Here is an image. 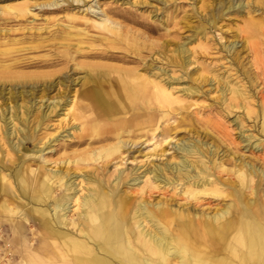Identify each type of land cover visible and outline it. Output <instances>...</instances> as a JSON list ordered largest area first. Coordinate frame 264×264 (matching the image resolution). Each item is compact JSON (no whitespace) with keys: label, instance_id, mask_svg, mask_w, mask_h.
Instances as JSON below:
<instances>
[{"label":"bare ground","instance_id":"obj_1","mask_svg":"<svg viewBox=\"0 0 264 264\" xmlns=\"http://www.w3.org/2000/svg\"><path fill=\"white\" fill-rule=\"evenodd\" d=\"M234 5L229 3L228 9H234ZM250 5L249 1L237 3L238 8H248ZM94 24L106 32L102 40L109 41V34L128 40L122 34L120 23L105 13ZM259 34L264 35V22L252 21L240 30L238 41L227 44L226 50L231 53L230 59H238L240 52L235 51V48L232 52L233 46L238 42L244 43L242 49L247 47L254 57L255 68L264 76V48L252 41ZM137 40H140L139 37H134L133 45L141 46ZM95 41L91 39L86 47L83 46V40L75 44L67 43L65 55L69 59L60 58L62 62L72 61L75 62L74 66L88 69L84 70L80 85V88L87 89L84 92L80 88L76 89L60 107L62 112H57L61 117L60 122L69 121L68 129L65 130L68 132L63 138L70 137L72 130L77 134L74 146L85 145L87 149L79 154L74 152L72 159L66 158L59 163L75 165L88 160L96 162L97 166L102 164L107 167L109 160L120 159L114 165L116 175L108 180L106 187L104 181L89 173L79 174L58 167L47 168L46 164L36 168L28 165L21 173L13 171L12 178L16 177V186L7 173L0 171V231L2 221L6 220L12 234L10 243L15 247L12 251V246L7 245L6 263L12 264L13 258H18L16 264H264V170L257 169L243 155L236 156V152L230 151L220 157V148L207 130L203 138L197 131L195 138L194 135H185L173 141L183 120L180 118L177 122L174 113L179 110L189 111L195 105L190 99L200 92L199 86L188 83L186 87L178 88L175 86L177 82L166 81L163 74L166 71H161L163 68L151 71L145 66L143 72L138 68L112 66V71H104L101 64L77 63L78 56L112 59L122 62V65L141 63L135 57L127 60L126 56L115 53L104 57V52L93 46ZM111 44L116 46L115 42ZM143 45H146L145 42ZM148 47L152 48L153 44ZM140 50L141 47L135 48L134 54L140 55ZM173 52L175 55L167 58L168 63L183 73L181 77L189 79L186 70L195 62V52L187 47V43L177 45ZM3 68L8 69L7 66ZM176 72L174 70L171 77L179 81ZM216 79L217 76H214L211 81L217 84L223 103L230 100L232 108L236 104L248 111H256L252 109L255 105L251 95L241 85L229 81L221 83V79ZM136 89L139 103L133 107L123 106ZM0 94L4 97L3 91ZM27 96V93L21 92L17 97L10 92V97L6 98L8 107L0 113V121L4 122L7 130L5 136L12 140V149L20 154L21 161L39 157L47 149L51 150L49 141L52 138L57 140L60 132L57 131V136L49 138V144L45 142L41 147L35 145L32 149L26 147L28 130L21 127L13 129V122L15 119L27 122L33 112L37 101H33L34 97L26 99ZM258 98L256 106L264 119V93H260ZM43 99L44 96H41L39 110L43 106ZM59 103L53 101L46 105L47 110L41 109L40 115L33 120V131ZM240 133L242 141L250 139L243 128ZM232 143L235 144L234 141ZM145 144L144 149L147 151L143 153L140 147ZM71 145L63 144L61 148L64 153H67ZM136 145L140 147L132 150V146ZM247 146L255 152L261 145L259 142H248ZM135 151L146 160L144 164L134 165L127 177L129 180H126L129 191L121 192L123 163L131 156V161H136ZM168 154L170 160L157 161L158 157ZM227 159L234 160L229 169L224 165ZM48 162L46 158L43 159V163ZM141 168L143 170L138 172ZM228 170L236 174L240 185H236L235 181L221 179L220 173L229 175ZM221 186L231 187L232 196L236 199L214 212L200 209L210 204V198H219L225 194ZM237 187L243 193L239 194ZM53 189L61 191L50 202L48 200ZM165 190L171 191L173 195L185 196L190 202L175 206L172 204V196L155 201L141 197L146 193L151 196L155 191ZM244 190L249 191L250 197ZM75 213L78 215L77 220L73 219ZM9 214L15 218L12 220L6 217ZM69 215L73 220L71 224L68 222ZM32 222L38 228H31V236L27 229Z\"/></svg>","mask_w":264,"mask_h":264},{"label":"rangeland","instance_id":"obj_2","mask_svg":"<svg viewBox=\"0 0 264 264\" xmlns=\"http://www.w3.org/2000/svg\"><path fill=\"white\" fill-rule=\"evenodd\" d=\"M240 1L243 4L249 1L251 5L248 8L247 6L238 8L237 3ZM54 2L58 4L50 5ZM229 3L235 4L234 9H228ZM0 4L3 5L0 7V65H2L0 66V93L3 91L4 94V97L0 96V113L8 107L6 98L10 97V92L17 97L21 92L27 93L26 99L34 97L33 101H37V104L34 105L35 108L33 107V112L30 113L27 122L15 119L14 126L11 125V127L13 126V129L21 127L25 131L28 130L26 132L29 135L26 141L28 149H32L35 145L41 147L45 142L46 144L50 142L52 145L51 150L48 151L47 149L41 156L21 161L20 154L12 149V140L7 135L5 136L7 130H5L4 122L0 121V171L7 173L14 185L17 186L16 177L15 179L12 178L14 172L25 170L28 165L36 168L39 167L38 165L44 166L46 164L47 168L58 167L79 174L89 173L96 179L104 181L106 187L116 175L117 169L114 165L120 162V159L111 162L109 160L107 167L102 164L97 166L96 162L88 160H83L75 165L59 163L66 158L72 159L74 152L79 154L87 149L85 145L74 146L77 142V134L72 130L69 131L72 134L70 137L63 138V135L68 132L65 130L68 129L69 121L62 120L60 122L61 117L57 115V112H62L60 107L76 89L80 88L85 75L84 70L88 69L87 67L78 68L74 66L75 62L72 61L62 62L60 58L69 59L68 55H65L67 43L75 44L78 40H83L85 41L83 46L86 47L89 45L87 42L91 39L97 40L93 42V46L99 51L102 50L104 57H108L110 53H115L119 56H126L125 59L127 60L135 57L136 60L140 59L141 63H124L125 65H122V62L116 60L93 56H78L77 63L101 64V69L104 71H112L114 68L112 66L138 68L140 71H143L145 66L151 71L163 68L161 71L162 73L164 70L166 71L163 73L166 81L177 82L176 87H186L188 83L199 86L200 92L192 100L190 99L195 105L189 111L179 110V112L174 113L177 122L180 118L183 120L174 134L175 139L173 141L185 135H194L195 138L197 131L203 138L204 135L206 136L207 130L209 136L214 138L220 148V157L230 151L236 152V156L243 155L257 169L264 170V129H262L264 128V119L258 111V105L256 106L259 101V94L264 93V76L261 75L260 70L255 68L254 57L247 47L242 49L244 43L238 42L233 46L232 52L234 48L235 51L240 52L238 59H230L231 53L226 50L227 44L229 45L234 40L238 41L241 29L246 28L252 21L264 22V0H0ZM6 5L9 7L7 8ZM104 13L112 20L120 23L122 34L128 37V40L124 37L116 38L112 34H109L111 38L109 41L102 40V35L106 32L96 27L94 22L99 21ZM136 36L139 37L140 40L137 42L142 44L141 46L133 45V39ZM142 41L146 45H143ZM252 41L258 42L264 48V35L259 34ZM111 42H115L116 46H112ZM151 43L153 47L149 48L148 45ZM183 43H187V47L195 52V62L186 70L189 79L184 78V76L182 78L181 74L183 73L177 67L171 66L167 59L173 57L175 47ZM138 47H141V53L136 56L134 54L135 48ZM85 53L90 54L89 52ZM154 53L156 54L153 56ZM3 66H7L8 69H4ZM174 70H177L176 75L179 77V81L172 80L171 75ZM214 76L221 79V83L229 81L232 84L236 82L237 85H241L246 93L251 95L252 103L255 105L252 109L254 108L256 111H248L236 104V107L232 108L229 104L230 100L223 103L221 93L216 88L217 84L211 81ZM80 89H82L81 92H84L87 87ZM137 91V89L133 90L123 106L133 107L139 103ZM41 96H44L42 111L47 110L46 105L53 101L60 103L33 131L35 125L33 120L40 115L41 111L38 108L41 104V102L39 103ZM226 97L228 98V96ZM19 101L21 102V100ZM8 116L9 114H7ZM61 128L63 129L61 130ZM240 128L245 130L246 135H250L247 142L241 140ZM57 131H60L57 140L52 138L48 142L49 138L57 134ZM248 142L253 144L259 142L260 149L254 152L247 146ZM69 143L72 144V147L67 149V153H64V149L61 147L63 144ZM145 146L146 144L142 147L136 145L132 146L131 149L136 150L140 147L144 153L147 151L144 149ZM134 153L137 155L136 161L132 162L131 158L133 157L131 156L127 162L123 163L124 173L123 183L120 185L121 192L129 191L127 182L129 178L127 180V177L134 165L137 163L144 164L146 160L139 152L135 151ZM170 157L169 154L158 157L157 161L164 162L166 159L170 160ZM44 158L49 162L43 163ZM16 163L18 164L16 165ZM233 163L234 160L229 161L227 159L224 165L229 169ZM65 166L66 168H64ZM142 170L143 168L138 172ZM228 172L229 175L225 172L220 173L221 179L235 181L236 185H240V179L236 174L232 170H228ZM78 180L80 181V178ZM221 187L225 194L219 198H210V204L204 205L200 209L214 212L236 199L235 196H232L231 187ZM238 190L239 194L243 193L241 188ZM60 191L53 189L48 201H54L59 196ZM244 192L250 197L248 190H244ZM137 196L140 195L137 194ZM170 196L174 198L172 204L175 206H183L190 202L185 196L173 195L171 191L166 190L155 191L151 196L146 193L141 197L148 201H155ZM25 210L27 211V209ZM6 217L12 220L15 218L13 214ZM76 218L78 215L75 213L73 219ZM71 220L72 217L69 215L68 222L70 224L73 221ZM2 223L0 259L3 256L2 264H8L5 257L6 247L7 245L8 247L12 246V251L15 247L10 243L12 234L7 226L9 223L7 224L6 220ZM32 225L35 226L33 222ZM31 228L33 227L27 229L29 235H31ZM28 237L31 239V236ZM18 260V258H13L12 264L18 263Z\"/></svg>","mask_w":264,"mask_h":264},{"label":"crops","instance_id":"obj_3","mask_svg":"<svg viewBox=\"0 0 264 264\" xmlns=\"http://www.w3.org/2000/svg\"><path fill=\"white\" fill-rule=\"evenodd\" d=\"M29 227L36 228V227H37V224H36L35 226H34V225H29L28 228H29ZM37 228H38V227H37ZM37 228H36V229H37ZM27 231H28V230H27ZM28 236H29V235H28ZM31 236H32V235H31Z\"/></svg>","mask_w":264,"mask_h":264}]
</instances>
